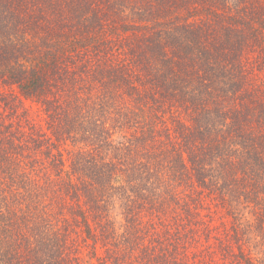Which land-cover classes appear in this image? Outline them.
I'll use <instances>...</instances> for the list:
<instances>
[{
	"label": "trees",
	"instance_id": "obj_1",
	"mask_svg": "<svg viewBox=\"0 0 264 264\" xmlns=\"http://www.w3.org/2000/svg\"><path fill=\"white\" fill-rule=\"evenodd\" d=\"M1 86L0 264H262L264 0H0Z\"/></svg>",
	"mask_w": 264,
	"mask_h": 264
},
{
	"label": "rangeland",
	"instance_id": "obj_2",
	"mask_svg": "<svg viewBox=\"0 0 264 264\" xmlns=\"http://www.w3.org/2000/svg\"><path fill=\"white\" fill-rule=\"evenodd\" d=\"M0 90L5 91V92H9L10 90H13L14 92H16V89L14 87H10V86H7V87L1 86ZM25 103L30 106V108L32 110L31 111L32 116H34V118L36 120L42 121L43 113L39 110L38 105L36 103L32 104L28 100H26ZM117 136L121 137V134L118 133ZM112 208L113 209L111 210V214L116 219V225H118L120 222H122V217H120L121 212H122V210H121L122 207L119 206V204L117 203V205H114ZM216 218L217 217H215V219H214L215 224H217L220 221L219 218H218V221H216ZM203 252H205V251H203ZM203 252H200V254H203ZM197 255H198V253H197ZM258 256H259V259L262 262V264H264L263 253L260 255L258 254ZM82 257H83V260H82L81 264H90L91 262H92V264H96V261L94 260V258H91V252L88 249V247L82 250ZM215 258L218 260L215 264H225L222 262V260L220 259V256L218 254L215 256ZM211 264H213V263H211Z\"/></svg>",
	"mask_w": 264,
	"mask_h": 264
}]
</instances>
